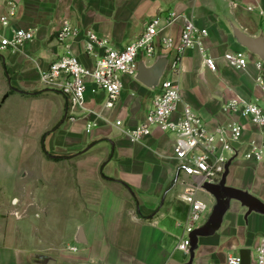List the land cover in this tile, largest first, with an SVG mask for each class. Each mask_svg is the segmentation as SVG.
I'll return each mask as SVG.
<instances>
[{"label":"crops","instance_id":"crops-1","mask_svg":"<svg viewBox=\"0 0 264 264\" xmlns=\"http://www.w3.org/2000/svg\"><path fill=\"white\" fill-rule=\"evenodd\" d=\"M9 1L0 0V15ZM13 1L12 23L34 30L35 38L0 53V150L21 144L29 154L41 149L40 136L47 134L45 149L52 157L39 151L37 158L0 161V264H227L243 248L252 250L257 264L264 238V162L234 159L220 181L205 182L196 196L208 208L197 232L188 235L186 254L177 248L190 208L182 198L187 188L182 179L192 177L178 170L175 135L154 128L134 143L116 124H141L157 90L122 74L123 92L113 108H105L106 93L90 84L84 108L70 113L64 95L44 86L40 75L67 51L93 67L97 58L85 51L87 31L124 48L149 19L176 11L209 31L205 53L190 48L182 55L175 76L181 94L177 115L188 105L210 130L237 121L245 141H262L257 126L225 112L224 105L238 96L264 109L257 84L264 68L256 66V61L264 66V50L252 53L235 35L238 29L264 48V0ZM65 21L78 35L61 41L57 35ZM182 26L179 19L162 32L175 45L158 49V55L172 59ZM237 51L248 55L242 69L225 59ZM206 54L216 60L217 72L206 66Z\"/></svg>","mask_w":264,"mask_h":264},{"label":"built area","instance_id":"built-area-1","mask_svg":"<svg viewBox=\"0 0 264 264\" xmlns=\"http://www.w3.org/2000/svg\"><path fill=\"white\" fill-rule=\"evenodd\" d=\"M8 3L9 10L0 15V53L8 49H19L35 38L34 30L23 29L12 23L16 17V4L13 0ZM179 19L183 20L180 42L165 71L170 76L163 77L155 88L157 92L153 105L145 120L135 127H125L121 120L116 124L124 128V134L134 143L150 136L154 128L175 135L174 155L178 161V170L192 177L189 182L182 179L187 186L182 198L190 208L185 221V235L177 246L180 251L189 254L188 235L195 231L208 208L207 203L196 196L198 191L204 190L205 182L220 181L234 159L264 162V138L262 141H245L244 127L239 122L229 121L210 130L200 115L188 105L177 115L181 94L175 76L180 73L182 55L190 48H198L205 53L204 39L209 31L197 26L191 17L176 11H171L164 17L156 15L149 19L140 35L124 48H115L108 37L87 31L85 51L89 56L97 58L95 65L87 67L71 51H67L41 72L40 81L44 86L56 89L64 95L70 113L84 108L90 84L106 93L105 108L111 109L123 92L122 74L135 77L140 61L152 62L158 55V49L170 51L174 47L175 40L163 36L162 32ZM77 35L78 30L65 21L57 37L63 41ZM225 59L237 69H242L248 64L246 51L227 53ZM205 64L211 71H218L216 60L207 54ZM256 66L261 71L264 68L262 61H256ZM257 84L264 95L262 76L257 77ZM224 111L249 120L264 134V109L258 103L237 96L224 105ZM256 263L264 264V238L257 250ZM227 264H241L240 255H229Z\"/></svg>","mask_w":264,"mask_h":264},{"label":"water","instance_id":"water-1","mask_svg":"<svg viewBox=\"0 0 264 264\" xmlns=\"http://www.w3.org/2000/svg\"><path fill=\"white\" fill-rule=\"evenodd\" d=\"M235 35L237 41L246 49L254 54H263L264 48L260 39L251 38L238 29L235 30ZM169 59V54H159L150 65H148L146 62H140L138 71L135 75L136 80L151 89H155L159 85L166 71ZM6 98L7 95L3 98V100H5ZM196 232L197 231H195L193 234H195ZM239 255L241 258V264H252L251 249H240Z\"/></svg>","mask_w":264,"mask_h":264},{"label":"rangeland","instance_id":"rangeland-1","mask_svg":"<svg viewBox=\"0 0 264 264\" xmlns=\"http://www.w3.org/2000/svg\"><path fill=\"white\" fill-rule=\"evenodd\" d=\"M47 134H42L40 136V148H38V150L34 149V150H30L29 151V154H25V149L22 150L20 149V145L21 144H7L9 145L7 148L8 149H2L0 150V161H7L9 163H11L12 161H15L16 159H19V158H37L39 157V155L37 154V152L40 151V155L41 157H51V155L49 154V152L45 149V144H44V141H45V138H46ZM3 145H6V144H3ZM12 145V146H11ZM30 145V144H29ZM25 155V156H24ZM59 172V171H58ZM61 173H63V168H61L60 170ZM15 207V204L13 205Z\"/></svg>","mask_w":264,"mask_h":264},{"label":"trees","instance_id":"trees-1","mask_svg":"<svg viewBox=\"0 0 264 264\" xmlns=\"http://www.w3.org/2000/svg\"><path fill=\"white\" fill-rule=\"evenodd\" d=\"M51 157H52V156H51ZM53 158H55L56 160L63 159V157H59V156H57V157H53Z\"/></svg>","mask_w":264,"mask_h":264}]
</instances>
